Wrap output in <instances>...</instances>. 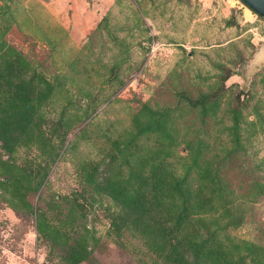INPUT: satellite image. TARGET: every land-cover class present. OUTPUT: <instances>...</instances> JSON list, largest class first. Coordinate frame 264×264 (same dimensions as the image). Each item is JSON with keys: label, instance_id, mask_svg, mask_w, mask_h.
Wrapping results in <instances>:
<instances>
[{"label": "rangeland", "instance_id": "1", "mask_svg": "<svg viewBox=\"0 0 264 264\" xmlns=\"http://www.w3.org/2000/svg\"><path fill=\"white\" fill-rule=\"evenodd\" d=\"M51 1L34 0L26 10L18 0H0V69L14 49L28 65L11 82L31 81L40 92L44 80L51 86L32 124L40 125L50 146L31 140L10 155L0 141V162L8 165L0 163V180L15 168L48 173L42 189L28 195L32 213L21 205L20 193L15 196V183L0 184V264H69L61 242L45 238L67 214L46 204L67 194L87 203L85 225L97 240L91 261L83 264H153L133 231L114 229L120 207L106 194L99 198L85 177L92 172L102 180L134 165L143 148L123 154L119 142L129 137L145 105L176 109L184 93L199 98L216 89L226 95L216 116L205 120L189 108L172 114L178 147L168 156L169 168L178 177L185 173L190 157L184 140L200 135L208 142L204 160L214 164L227 188L215 200L213 217L229 210L232 216L220 226L243 220L218 238L228 245L251 243L264 255V16L242 0H63L57 3L65 11L56 18L45 6ZM0 88H9L5 80ZM233 110L241 113L238 147L230 129ZM142 143L149 149L162 144L158 136L143 137ZM47 149L58 152L48 167ZM228 151L233 153L222 155ZM195 176L190 180L197 185ZM83 194L97 197L94 206ZM40 214L48 222L43 233ZM245 263L255 264L251 255Z\"/></svg>", "mask_w": 264, "mask_h": 264}, {"label": "trees", "instance_id": "2", "mask_svg": "<svg viewBox=\"0 0 264 264\" xmlns=\"http://www.w3.org/2000/svg\"><path fill=\"white\" fill-rule=\"evenodd\" d=\"M247 6L257 13L252 7ZM4 51L5 45H2L0 53H5ZM10 53L11 55L6 58L3 56L5 67L0 69V76H6L5 79L0 78V81L5 80L9 87L4 91L0 88L1 149L13 155L23 142L27 143L31 140H36L43 144L42 147L48 148L50 143H43L44 131L38 123H35L34 127L32 124L37 109L48 100L51 86L44 80L46 90L40 92L31 81L11 82L19 77L28 63L18 57L14 49H11ZM228 78L226 76L222 79L223 84ZM222 86L224 88V85ZM225 97L224 92H218L216 89L214 92L200 95L199 98L184 93L176 109L167 107L163 110H154L145 105L143 110L134 116V129L128 134L129 137L119 142L118 152L123 154L125 152L130 154L132 149L135 151L143 148L142 154L136 153L134 165H128L126 172L119 170L113 177L111 174L103 177L102 180L96 178L95 173L92 172L85 177L87 183L99 194V198L102 199L100 195L106 194L117 207H120L112 223L114 229L120 233L126 229L133 231L149 250L147 256L153 264H246L245 259L249 255L252 256L255 264H264V255H259L258 247L255 245L248 242L236 245L232 241H230L231 245H228L226 240L218 238L221 230L230 225L237 227L243 220L238 217L220 226L219 221L232 216L229 210L222 211L216 218L213 217V213L218 210L215 200L218 196L225 197L227 188H224L226 186L222 184L214 164L204 160L210 150L208 142L200 138V135H195V139L192 136L193 140H184L187 156L190 157L185 173L178 177L176 171L169 168L168 156L175 154L178 147V132L172 114L189 108L200 110L206 120L217 115ZM240 118L241 113L233 110L234 124L230 129L235 139L234 146L237 147L240 146L241 141ZM151 136H158L162 144L151 149L147 148L149 145L140 144L143 137L151 138ZM231 153L233 152L228 151L222 155L226 157ZM45 154L48 156V167L55 162L58 152L47 149ZM0 163L7 168L6 163L2 161ZM106 163L112 164L109 161ZM193 173H196V176L192 180L197 181V185L192 184L190 180ZM1 174L2 172L0 176ZM3 174L8 177L6 179L8 182L16 184L15 196L20 193L21 205L28 206L32 213L34 208L28 201V195L31 192L38 193L46 184L47 171L43 170L41 173L32 171L28 174L25 169L18 171V168H15L10 173ZM6 180H0V184H6ZM20 182L22 186L19 185ZM207 189L210 191L206 192ZM83 197L86 198L85 194ZM60 199L61 201L54 202V205L46 204V208L50 211L56 207L64 208L67 214L60 224L61 228H54V232L45 235V238L49 237L53 245L61 242L60 245L66 249L69 264L91 261L94 254L92 245H96L97 240L85 225V220L88 218L87 203L81 202L77 195L67 194ZM86 199L88 203L91 200L90 206H94L98 200L93 194H89ZM11 206L15 207L14 202ZM40 215L44 220L38 219V230L43 233L48 228V222L44 214Z\"/></svg>", "mask_w": 264, "mask_h": 264}, {"label": "crops", "instance_id": "3", "mask_svg": "<svg viewBox=\"0 0 264 264\" xmlns=\"http://www.w3.org/2000/svg\"><path fill=\"white\" fill-rule=\"evenodd\" d=\"M33 1L34 0H18V2L21 3L22 6H24V9H26V10H28L30 5L32 3H34ZM57 2L60 3V2H63V0H57V1L53 0L50 3H47L45 6H46V9H47V12L50 13V15L53 14L51 16H56V18H59L61 15L63 16L64 12L62 10H64V9L58 7L59 4Z\"/></svg>", "mask_w": 264, "mask_h": 264}, {"label": "water", "instance_id": "4", "mask_svg": "<svg viewBox=\"0 0 264 264\" xmlns=\"http://www.w3.org/2000/svg\"><path fill=\"white\" fill-rule=\"evenodd\" d=\"M252 7L258 14L264 16V0H243Z\"/></svg>", "mask_w": 264, "mask_h": 264}]
</instances>
